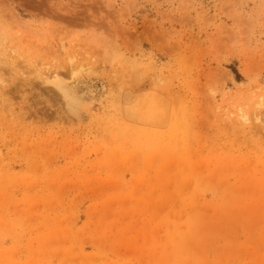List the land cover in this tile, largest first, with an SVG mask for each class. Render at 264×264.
<instances>
[{
  "label": "rangeland",
  "instance_id": "rangeland-1",
  "mask_svg": "<svg viewBox=\"0 0 264 264\" xmlns=\"http://www.w3.org/2000/svg\"><path fill=\"white\" fill-rule=\"evenodd\" d=\"M0 47V264H264V0H0Z\"/></svg>",
  "mask_w": 264,
  "mask_h": 264
},
{
  "label": "bare ground",
  "instance_id": "bare-ground-1",
  "mask_svg": "<svg viewBox=\"0 0 264 264\" xmlns=\"http://www.w3.org/2000/svg\"><path fill=\"white\" fill-rule=\"evenodd\" d=\"M1 48V47H0ZM52 72V71H51ZM56 73V72H55ZM53 74V73H52ZM57 75V74H56ZM54 76V75H53Z\"/></svg>",
  "mask_w": 264,
  "mask_h": 264
}]
</instances>
